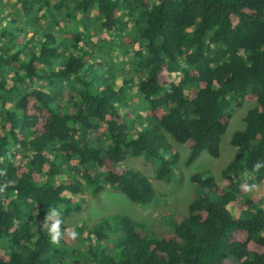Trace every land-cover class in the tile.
<instances>
[{"label": "trees", "instance_id": "16d2710c", "mask_svg": "<svg viewBox=\"0 0 264 264\" xmlns=\"http://www.w3.org/2000/svg\"><path fill=\"white\" fill-rule=\"evenodd\" d=\"M228 94L234 108L256 105L231 135L219 181L190 176L202 192L173 231L152 236L120 213L66 222L87 192L152 201L129 157L155 160L162 182L171 141L187 147L186 166L203 152L217 158ZM258 160L264 0H0V264H264V210L249 219L227 210L256 201L241 185L264 195ZM50 207L62 213L59 245L36 226Z\"/></svg>", "mask_w": 264, "mask_h": 264}, {"label": "rangeland", "instance_id": "374dc122", "mask_svg": "<svg viewBox=\"0 0 264 264\" xmlns=\"http://www.w3.org/2000/svg\"><path fill=\"white\" fill-rule=\"evenodd\" d=\"M228 97L230 98V104L226 112L231 115V118L220 138L219 156L217 158L203 152L198 159L186 166L184 161L189 153L187 147L170 140L174 151L166 149L161 153L163 157L170 161L171 171L168 179L162 182L152 177L158 164L155 160L145 159L144 157H129L124 165L140 171L151 181L155 191L152 201L147 205H136L115 190L106 189L98 198H94L87 192L83 194L84 205L81 211L71 215L66 222L83 221L86 226H90L95 220L103 216L120 213L133 220L144 222L143 228L152 236L160 237L162 234L173 231L175 225L187 213L188 205L202 192L198 186L190 182V176L209 171L219 181L221 170L232 160L235 153V148L230 144L231 135L245 127L243 117L248 109L256 105L255 101L244 100L239 107L234 108V101L237 97L230 94H228ZM250 194L256 199L252 207H242L240 204L235 203L227 206V210L232 217L249 219L256 207L264 210V195L261 192V186L252 188ZM210 197L215 198L213 193H210ZM262 234L264 235V231ZM225 264L236 263L233 258H229L225 261Z\"/></svg>", "mask_w": 264, "mask_h": 264}, {"label": "clouds", "instance_id": "9594fccd", "mask_svg": "<svg viewBox=\"0 0 264 264\" xmlns=\"http://www.w3.org/2000/svg\"><path fill=\"white\" fill-rule=\"evenodd\" d=\"M254 167L256 169H259L261 167H264V161H257L254 164ZM242 190L247 192L254 188V185H241ZM63 223L62 220V213L61 211L57 210L55 207H50L48 209L47 215L44 216L42 223H40L37 226V229L41 232H46L48 235V238L50 242L54 245H59L61 243V240L63 238V233L61 230V224ZM64 233L67 234V236L70 239H76L78 236V233L73 229L71 231L65 229Z\"/></svg>", "mask_w": 264, "mask_h": 264}]
</instances>
